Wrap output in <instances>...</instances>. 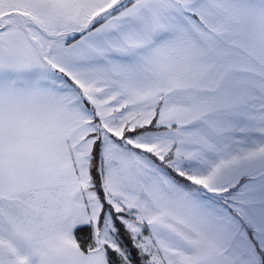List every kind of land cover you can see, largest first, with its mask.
Listing matches in <instances>:
<instances>
[{"label":"snow or ice","instance_id":"6c2138e0","mask_svg":"<svg viewBox=\"0 0 264 264\" xmlns=\"http://www.w3.org/2000/svg\"><path fill=\"white\" fill-rule=\"evenodd\" d=\"M0 264H264V0H0Z\"/></svg>","mask_w":264,"mask_h":264}]
</instances>
